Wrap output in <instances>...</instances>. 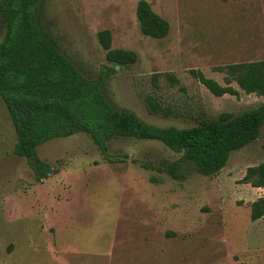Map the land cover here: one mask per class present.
Returning <instances> with one entry per match:
<instances>
[{
	"label": "rangeland",
	"instance_id": "obj_1",
	"mask_svg": "<svg viewBox=\"0 0 264 264\" xmlns=\"http://www.w3.org/2000/svg\"><path fill=\"white\" fill-rule=\"evenodd\" d=\"M148 1L170 23L163 38L142 33L139 0H44L40 20L88 78L113 65L100 30L112 31L113 48L137 52L106 96L149 124L191 127L264 103L241 89L215 96L191 73L223 83L217 67L264 59V0ZM4 33L0 15V41ZM148 96L172 114L150 112ZM16 140L0 97V264H264V216L250 215L264 186L241 182L264 160V124L218 174L184 180L144 166L179 156L158 140L114 137L104 153L85 132L54 138L38 149L52 167L41 179L14 153Z\"/></svg>",
	"mask_w": 264,
	"mask_h": 264
},
{
	"label": "trees",
	"instance_id": "obj_2",
	"mask_svg": "<svg viewBox=\"0 0 264 264\" xmlns=\"http://www.w3.org/2000/svg\"><path fill=\"white\" fill-rule=\"evenodd\" d=\"M44 0H0V15L5 26L0 41V97L12 120L17 140L14 153L26 157L36 177L49 174L51 166L38 154L39 147L54 138L79 132L91 136L107 153L114 137L158 140L176 152L175 159L163 158L154 165L144 163L171 177L184 180L192 172L206 176L218 174L232 152L261 134L264 103L239 114L222 112L204 117L191 127L157 126L142 121L134 112L116 107L106 96V86L116 66L137 62L134 50L112 47V31L98 32L102 48L112 66L102 67L96 78H88L67 57L40 20ZM136 16L143 34L163 38L170 23L158 14L148 0H139ZM224 82L192 69L212 94L238 96L240 89L264 97V59L231 63L217 67ZM176 80L174 75L168 76ZM150 112L170 115L172 110L153 97L146 98ZM242 183L264 186V160L247 168ZM252 220L264 216V196L251 202Z\"/></svg>",
	"mask_w": 264,
	"mask_h": 264
},
{
	"label": "water",
	"instance_id": "obj_3",
	"mask_svg": "<svg viewBox=\"0 0 264 264\" xmlns=\"http://www.w3.org/2000/svg\"><path fill=\"white\" fill-rule=\"evenodd\" d=\"M116 68L118 69L119 68V65H117Z\"/></svg>",
	"mask_w": 264,
	"mask_h": 264
}]
</instances>
